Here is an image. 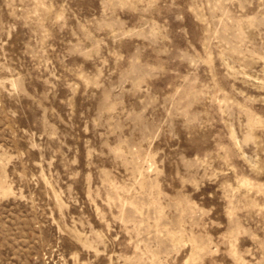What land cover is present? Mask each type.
Wrapping results in <instances>:
<instances>
[{"label": "rangeland", "instance_id": "1", "mask_svg": "<svg viewBox=\"0 0 264 264\" xmlns=\"http://www.w3.org/2000/svg\"><path fill=\"white\" fill-rule=\"evenodd\" d=\"M0 264H264V0H0Z\"/></svg>", "mask_w": 264, "mask_h": 264}]
</instances>
